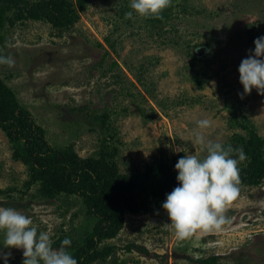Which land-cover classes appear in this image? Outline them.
Here are the masks:
<instances>
[{"label": "rangeland", "instance_id": "1", "mask_svg": "<svg viewBox=\"0 0 264 264\" xmlns=\"http://www.w3.org/2000/svg\"><path fill=\"white\" fill-rule=\"evenodd\" d=\"M3 34V55L15 63H3L1 75L48 140L81 156L104 155L123 173L203 156L209 140L240 148L235 137L248 136L246 121L264 137V93H245L238 70L264 35V0H169L159 16L139 14L130 0H87L67 29L26 19L7 22ZM205 117L212 124L201 129L197 120ZM17 145L0 124V187L17 188L0 193V206L30 216L52 242L65 234L85 243L95 217L82 198L44 195L40 182L22 192L30 172ZM238 187L224 213L230 222L184 238L163 207L127 212L118 234L104 242L116 252L93 264H202L196 259L210 255L217 262L205 264H264V180ZM130 242L150 253L127 250ZM10 251L9 264H23V249Z\"/></svg>", "mask_w": 264, "mask_h": 264}, {"label": "trees", "instance_id": "2", "mask_svg": "<svg viewBox=\"0 0 264 264\" xmlns=\"http://www.w3.org/2000/svg\"><path fill=\"white\" fill-rule=\"evenodd\" d=\"M87 0H0V55H3L6 23L32 19L48 22L59 30L76 23ZM12 13V14H10ZM0 63V124L18 145L16 155L28 165L29 178L22 192H28L40 182L44 195L77 194L85 203L88 214L95 217L93 229L86 242L71 239L69 250L78 264H93L116 252V245L104 243L115 237L124 225L127 212L143 214L156 212L162 207L166 194L179 181L177 160L158 162L147 167L144 173L128 174L118 168L115 161L103 156H81L74 147L53 145L45 129L36 122L30 110L20 103L15 90L1 75ZM248 136H237L236 147H242L247 159L240 162L239 185L259 184L264 180V137L250 122H243ZM17 188H2L0 193ZM65 234L59 235L53 247H59ZM127 250L136 249L149 254L144 245L130 242ZM218 255L196 259L197 262L215 263Z\"/></svg>", "mask_w": 264, "mask_h": 264}, {"label": "clouds", "instance_id": "3", "mask_svg": "<svg viewBox=\"0 0 264 264\" xmlns=\"http://www.w3.org/2000/svg\"><path fill=\"white\" fill-rule=\"evenodd\" d=\"M168 3L169 0H130V8L141 15L159 16ZM125 15L132 17L133 11ZM254 44V49L249 50L250 54L242 58L238 66L239 80L245 93L251 92L253 87L264 93V35L256 37ZM0 63L12 65L15 61L10 55H0ZM197 124L204 129L212 121L205 117L198 119ZM196 139L205 143L200 132L196 133ZM233 152L237 155H232ZM246 159L242 147L224 146L211 140L206 143L205 155L193 152L178 158L174 167L178 170L179 183L162 202L178 238L187 237L197 229L219 230L230 222L224 213L239 193L238 165ZM0 231L3 232L0 245L9 249L7 252L0 249L3 264H9L12 247L23 249V264H78L66 247L72 243L70 237L65 236L59 247H53L49 233L38 231L32 218L15 207L0 206Z\"/></svg>", "mask_w": 264, "mask_h": 264}]
</instances>
